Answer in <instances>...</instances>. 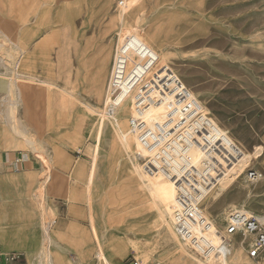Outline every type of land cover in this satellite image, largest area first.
<instances>
[{
    "label": "rangeland",
    "instance_id": "rangeland-1",
    "mask_svg": "<svg viewBox=\"0 0 264 264\" xmlns=\"http://www.w3.org/2000/svg\"><path fill=\"white\" fill-rule=\"evenodd\" d=\"M130 35L139 38L174 71L202 103L214 125L242 152L240 164L201 201L204 214L218 229L234 209L263 216L264 0H0V56L12 61L6 53H19L23 62L29 53L37 75L69 88L76 85L99 113L105 91L96 101L91 81L96 64L99 67L103 61L104 42H112L104 72L107 79L116 43ZM21 48L23 53L19 52ZM4 70L0 64V72ZM35 87L39 135L48 143L46 148L52 156L47 187L51 205L48 220L58 244L52 247L54 264H101L102 258L98 254L99 260L96 257V236L107 256L121 264H199L198 259L208 264H264L262 259L248 257L251 238L243 234L231 238L230 243L237 246L235 252L208 261L175 235L172 182L141 172L137 154L142 151L128 124L131 94L119 104V116L116 111L112 119H104L98 127V113L85 123L83 134H78V106L69 118L68 108L58 109L53 100H48L43 86ZM162 113L161 105H152L145 116L158 121ZM104 125H109L107 132ZM1 133L0 129V217L4 207L12 203L23 219L17 234L22 239L28 229H34V234L37 227L29 202L31 189L41 182L40 170L34 155L8 148L18 143L5 142ZM94 150L96 164L110 167L108 175L100 177L98 197H93L95 229L90 225L86 201ZM10 154L19 158L27 155L31 169L17 171L11 163L4 166L3 158ZM192 155L195 160L200 157L195 149ZM127 163L134 169H127ZM250 168L261 173L258 181L246 179ZM78 170L79 175L75 173ZM140 177L150 190L149 200ZM174 238L180 239L183 247H178ZM27 257V264L36 263L29 253Z\"/></svg>",
    "mask_w": 264,
    "mask_h": 264
},
{
    "label": "built area",
    "instance_id": "built-area-1",
    "mask_svg": "<svg viewBox=\"0 0 264 264\" xmlns=\"http://www.w3.org/2000/svg\"><path fill=\"white\" fill-rule=\"evenodd\" d=\"M124 42L116 43L111 69L133 88L128 124L142 151L137 157L143 173L162 176L174 186V232L203 260L229 256L231 238L243 234L251 238L248 257L264 260V215L233 210L223 228L218 229L201 208V201L220 179L240 164L241 150L214 125L202 103L168 65L151 56L139 62L131 60ZM127 66L129 74L124 72ZM105 100L103 110L112 113ZM152 105L163 108L158 121L145 116ZM194 149L200 153L198 160L193 158ZM245 177L255 182L261 173L250 168Z\"/></svg>",
    "mask_w": 264,
    "mask_h": 264
},
{
    "label": "crops",
    "instance_id": "crops-1",
    "mask_svg": "<svg viewBox=\"0 0 264 264\" xmlns=\"http://www.w3.org/2000/svg\"><path fill=\"white\" fill-rule=\"evenodd\" d=\"M120 25L121 22L117 25L118 34ZM123 26L127 27L125 24ZM7 40L9 39L7 38ZM11 44L15 48L20 49L19 46L14 43ZM23 50L24 49L21 48L19 52L23 53ZM103 53V61L99 67L98 64H96L97 68L94 71L91 81L93 84L91 91L93 97L97 98L96 101L100 99L103 91H105L104 94L106 93V86L104 89V84L106 82L107 85L110 69L107 73V79L106 77L104 78V72L106 70L107 60L112 54V42L107 40L104 42ZM6 54L7 57L12 58V61L0 56V64L5 67V70L0 72L1 137L7 143H18V145L11 144L7 146L8 148L22 149L37 158L40 170L39 178L41 179V182L30 191V196L32 198V201L29 202L32 208L31 216L34 226H37L34 234H32L34 229H28L26 231V237L20 239L21 236L17 235L20 231L18 230V228H20L18 223L23 219L18 212H15L16 210L12 203H9L8 206L4 207V211L0 217V264H27L28 253L32 259H37L35 264H54L52 247L57 246L58 244L51 233V222L48 220L51 205L48 202L47 187L52 176V156L46 148V144L48 143L44 142L39 135L40 130L38 122L36 121L37 114L35 109L37 96L35 85L37 84L39 86H43L46 89L48 100H53L54 105L58 109L68 108L67 115L69 118L75 114V105L78 106L79 123H77L75 127L78 134H83L85 123L89 121L92 116L98 115L99 111L97 112L98 108L94 104L81 96L80 89L76 85H72L69 88L67 86L57 84L54 80H52V78L37 75L35 60L34 58L31 59V55L29 53H26L25 61L23 62L19 60V53L16 56L9 52ZM11 62L12 66L9 67L8 64ZM98 123L99 127L102 121L98 119ZM107 126L109 125H104L103 127L105 132H107ZM26 156L24 155V157L19 158L10 154V157L3 158V164L5 166L6 164L11 163L12 169L17 171L29 170L31 169L32 163ZM95 159L96 150H94V162L91 164L89 170L86 190V201L89 209L90 224L93 229H95L96 226H94L95 220L93 218L92 211L93 197L95 198L99 195L100 177L102 175H108L107 171L110 170V167L106 163H100L99 165L96 164ZM129 167L132 166L127 163V169ZM132 168L134 169V167ZM75 173L79 175L80 170ZM141 178L142 177H140V182L143 186H146V183ZM136 185L138 186L139 183L136 182ZM149 193L150 190L147 187L148 200ZM103 218L104 216H102V219ZM96 241L98 244L97 236ZM97 250L96 257L99 260ZM11 254H16V257L13 256L14 259H12ZM15 258L17 260H15ZM115 264L121 263L120 261L115 260Z\"/></svg>",
    "mask_w": 264,
    "mask_h": 264
},
{
    "label": "bare ground",
    "instance_id": "bare-ground-1",
    "mask_svg": "<svg viewBox=\"0 0 264 264\" xmlns=\"http://www.w3.org/2000/svg\"><path fill=\"white\" fill-rule=\"evenodd\" d=\"M125 42L123 43L124 45H126V48L128 49V56L131 58V60L133 59L135 62H139V61H142V59L144 57H155L157 59L158 62L159 59L156 55V53L151 50L145 43H143L139 38H137L135 35H130V36H127L125 37ZM123 40V41H124ZM117 59V58H116ZM127 60L129 61V59L127 58ZM116 62V61H115ZM128 62L126 61V64ZM126 64H125V67H126ZM124 72H127L128 73V66L127 68L125 69ZM120 74H117L115 69H111L110 67V72H109V77H108V81H107V85H106V93H105V98L108 103V105L110 106V109L113 110L112 113H105V111L103 109L100 110V116H99V119L101 121H103L104 119L108 120V119H112L113 116L115 115V112L118 111V116L121 114V108L118 109L119 107V104L121 103V101L126 97L127 94H131L133 96V99H134V92H133V88H130L128 85H127V82L124 81V79L120 78ZM122 97V98H121ZM117 118V117H116ZM227 133H226V137H227ZM228 138V137H227ZM124 139V138H123ZM229 139V138H228ZM125 141H126V144H127V139L125 138ZM107 158V157H106ZM97 159V158H96ZM96 159H95V162H96ZM106 160V159H104ZM141 172H143L141 170ZM142 179V178H141ZM147 187V184L146 186ZM175 190V189H174ZM235 210V209H234ZM240 210V209H239ZM242 211H245V212H248L246 210H242ZM230 213V212H229ZM228 217V215H227ZM226 217V218H227ZM94 226H95V222H94ZM172 228H173V225H172ZM174 231V229H173ZM175 233V232H174ZM176 235V233H175ZM177 236V235H176ZM178 237V236H177ZM168 238V236H167ZM179 238V237H178ZM164 239V238H163ZM173 242L175 243H178L179 246H182V243H179L180 242V239L176 240L174 238ZM98 250H97V254L99 257L102 258L101 260V264H115V261L114 260H111V258H109L107 256V254L103 251L102 247H101V243H100V239L98 237ZM232 245V246H231ZM236 245H233L230 243V249H231V253L232 252H235L236 251ZM170 249H172V247H169ZM165 250V249H164ZM163 250V251H164ZM195 253V252H194ZM196 254V253H195ZM191 255V254H190ZM197 255V254H196ZM192 256V255H191ZM198 256V255H197ZM193 257V256H192ZM224 259L225 257H220V256H213V257H210L208 259H204L205 261H208L210 259ZM196 259V258H195ZM192 261V260H191ZM198 263L199 264H208L206 262H202L198 259ZM193 264V263H192ZM226 264V262H225Z\"/></svg>",
    "mask_w": 264,
    "mask_h": 264
}]
</instances>
